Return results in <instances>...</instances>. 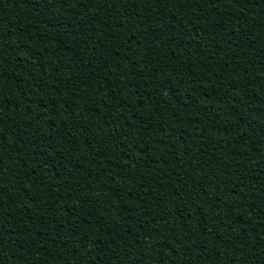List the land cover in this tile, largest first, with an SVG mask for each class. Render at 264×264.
Listing matches in <instances>:
<instances>
[{"label":"trees","instance_id":"16d2710c","mask_svg":"<svg viewBox=\"0 0 264 264\" xmlns=\"http://www.w3.org/2000/svg\"><path fill=\"white\" fill-rule=\"evenodd\" d=\"M0 264H264V0H0Z\"/></svg>","mask_w":264,"mask_h":264}]
</instances>
